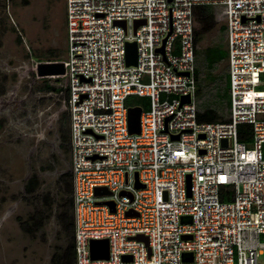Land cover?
Here are the masks:
<instances>
[{
    "label": "built area",
    "instance_id": "obj_1",
    "mask_svg": "<svg viewBox=\"0 0 264 264\" xmlns=\"http://www.w3.org/2000/svg\"><path fill=\"white\" fill-rule=\"evenodd\" d=\"M200 6L224 18L225 122L197 121ZM64 15L65 72L54 78L66 90L75 264H264V0H64ZM131 97L149 100L138 135ZM99 240L107 260L91 258Z\"/></svg>",
    "mask_w": 264,
    "mask_h": 264
},
{
    "label": "rangeland",
    "instance_id": "obj_2",
    "mask_svg": "<svg viewBox=\"0 0 264 264\" xmlns=\"http://www.w3.org/2000/svg\"><path fill=\"white\" fill-rule=\"evenodd\" d=\"M213 14L215 29L198 44L201 55L206 46L225 45L222 12ZM54 52L65 59L64 0H0V264H50L68 242L56 218L70 185L69 153L60 148V133L68 128L66 96L46 91L35 72L37 63H54L46 61ZM200 54L198 106L226 120L221 94L227 62L208 72ZM45 79L63 88L54 77ZM261 151L264 157V144ZM33 176L38 190L26 195Z\"/></svg>",
    "mask_w": 264,
    "mask_h": 264
},
{
    "label": "trees",
    "instance_id": "obj_3",
    "mask_svg": "<svg viewBox=\"0 0 264 264\" xmlns=\"http://www.w3.org/2000/svg\"><path fill=\"white\" fill-rule=\"evenodd\" d=\"M195 21H196V28H195V45H196V57L197 54H200L198 51V44L202 41L203 37L213 32L215 29V16L213 14V9L207 6H200L195 9ZM64 25H65V15H64ZM224 30V27H222ZM66 38V35H65ZM201 55V54H200ZM202 58L204 61V65L208 72H210L216 65L227 62V52L226 46L222 45H214V46H206L202 50ZM38 58V57H36ZM48 62H60L62 61L59 58L58 52L53 55L52 60H46ZM36 62H42L41 60H36ZM228 72V66H227ZM210 74V73H209ZM211 75V74H210ZM196 80H197V92H196V102L197 96L200 93V86H199V73L198 69L195 73ZM46 79H39L38 83L43 85L46 91L53 92V93H60L64 92L63 88H56L49 86L47 84ZM56 83H60L59 79L55 80ZM229 80H228V73L224 74V86L222 88L221 98L225 101L226 109L228 112L229 118ZM149 100L147 98L136 99L131 97L127 101L128 107H140L143 110L147 109ZM68 118V117H67ZM221 120L218 115V112L213 108H208L204 111H201L198 103H197V121L199 123H215V122H225L228 120ZM68 120V119H67ZM68 122V121H67ZM249 128L246 126L239 127V136L241 141H248V131ZM68 128L66 130H62L60 133L61 136V149L67 155L69 153V160L66 159V163L70 165V146H69V135H68ZM39 187V182L37 180V176L31 177L24 186V193L26 195H31L37 192ZM66 195L68 199L63 205H60L56 208V218L58 221V226L61 231V235L66 236L68 242L64 249H57L53 253L50 264H75V254H74V242H73V231H74V224H73V215H72V184H71V173H70V185L69 190L67 191Z\"/></svg>",
    "mask_w": 264,
    "mask_h": 264
},
{
    "label": "water",
    "instance_id": "obj_4",
    "mask_svg": "<svg viewBox=\"0 0 264 264\" xmlns=\"http://www.w3.org/2000/svg\"><path fill=\"white\" fill-rule=\"evenodd\" d=\"M170 1V0H169ZM115 25L122 27L124 30L126 29L125 22H115ZM144 24V21H135L134 22V33L140 25ZM162 53L163 49L158 50ZM125 64L127 67H135L137 65V44L136 42H126L125 44ZM65 69L62 62H54V63H39L36 67V75L38 78H49V77H59L64 75ZM182 102H189L188 98H183ZM127 123H128V131L132 135H138L140 132V115L141 108L140 107H129L127 110ZM225 143V141H224ZM136 178V189H143L144 185H141L137 182V174H135ZM187 189L188 193L190 190L189 178L187 179ZM96 195L100 196L101 194H105V189H96ZM112 205V204H110ZM113 206V205H112ZM130 213H128L129 215ZM181 223L188 224L191 223L190 218L182 217ZM184 239L189 240L190 237L185 236ZM136 240L142 241L147 244V238L143 236L136 237ZM90 253L91 258L93 260H107L109 255V244L107 240H99V241H91L90 242ZM128 257H124L123 260H127ZM185 261H191L190 255H184Z\"/></svg>",
    "mask_w": 264,
    "mask_h": 264
},
{
    "label": "flooded vegetation",
    "instance_id": "obj_5",
    "mask_svg": "<svg viewBox=\"0 0 264 264\" xmlns=\"http://www.w3.org/2000/svg\"><path fill=\"white\" fill-rule=\"evenodd\" d=\"M40 78H38V80H39ZM42 79V78H41ZM43 79H45V78H43ZM64 89V88H63ZM64 93V92H63ZM65 96H66V90H65ZM67 117V116H66ZM68 130H69V119H68ZM68 133H69V131H68ZM69 135V134H68Z\"/></svg>",
    "mask_w": 264,
    "mask_h": 264
}]
</instances>
